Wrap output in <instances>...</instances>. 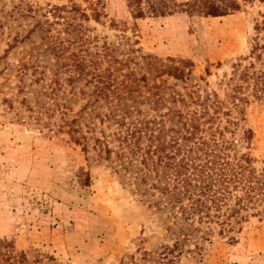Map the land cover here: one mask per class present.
<instances>
[{
    "label": "rangeland",
    "instance_id": "374dc122",
    "mask_svg": "<svg viewBox=\"0 0 264 264\" xmlns=\"http://www.w3.org/2000/svg\"><path fill=\"white\" fill-rule=\"evenodd\" d=\"M61 6L68 9L59 15ZM261 13L263 0L225 16L143 18L134 16L128 0H0V239L25 253L21 264H149L141 259L145 252L158 261L164 246L180 239L178 227L169 228L174 219L168 210L98 156L92 139L88 152L87 141L75 142L91 136L87 120L80 118L74 126L81 132L74 135L71 121L94 101L97 83L95 77L92 84L86 78L71 82L79 60L91 64L88 79L104 73L121 81L131 72L150 114L156 112L154 93L167 99L171 92L182 94L187 104L178 102V108L184 112L203 108L197 97L216 93L221 109L212 128L219 125L238 154L248 152L264 177V99L254 98L246 82L231 80L233 64L251 52ZM184 60L193 62L185 80L155 77L156 68ZM255 69L264 65L257 62ZM143 74L147 80L139 79ZM237 85L249 96L241 113L232 101ZM242 213L247 217L232 218L230 232L193 237L169 257L174 264H264V200Z\"/></svg>",
    "mask_w": 264,
    "mask_h": 264
},
{
    "label": "trees",
    "instance_id": "16d2710c",
    "mask_svg": "<svg viewBox=\"0 0 264 264\" xmlns=\"http://www.w3.org/2000/svg\"><path fill=\"white\" fill-rule=\"evenodd\" d=\"M128 1L136 18L148 15L167 16L176 12H186L191 16H225L241 11L247 4L255 2ZM143 2L146 4L143 5ZM56 9L60 15L68 7L61 6ZM70 9L78 10L76 5L70 6ZM81 15L88 17L83 12ZM261 17L254 25L256 36L251 52L233 64L231 77V80L239 79L251 86L250 93L257 99H264V70L255 69L257 62L264 65V13H261ZM246 60H249V64L243 63ZM145 61L149 68L154 64L150 55L145 56ZM192 65V61L184 60L181 65L156 68L155 77L159 79L168 75L177 80H185V70H190ZM74 72L71 82L86 78V83L92 84L94 77L97 80L91 91V95L96 98L94 101L88 100L81 108L82 114L79 118L71 121L74 128L70 133L74 135V132H81L79 125L74 126L80 122V118L87 120L91 136L82 134L75 138V142L82 144V140L87 141L83 150L88 152V143L92 139V148L98 156L113 164L115 171L125 176L131 185H135L137 192L150 198L156 207L168 210L174 219L173 226L169 228L178 227L180 239H176L172 247L164 246L158 254V261L151 252H145L141 258L145 262L174 264L175 257L170 258L169 254L173 255L177 249L181 250L185 242L193 237L209 240L216 230L221 235L230 232L234 228L230 226L232 218H236L237 222L245 219L247 214L242 212L255 206L258 200H264V177L257 174L252 167L251 155L248 152L238 154L234 151L233 140L224 136L219 125L215 130L212 128L216 120L215 113L221 109L216 93L213 94L214 100L210 94L204 99L197 97L199 106L203 108H195L191 112L178 108V102L187 104L182 94L171 92L167 99L163 93H154L157 97L154 96L152 109L156 112L150 114L141 107L144 100H140V94L136 93L138 90L134 86L137 83L131 72L125 74L121 81L104 73L93 74L88 79L87 75L94 71L91 64L85 65L84 60L75 63ZM139 79L147 80V76L143 74ZM241 90V85H237L232 94V101L239 113L243 112L242 108L249 100V96L243 95ZM193 99L194 97L191 98ZM213 105L212 114L209 107ZM164 107L167 110L162 112ZM96 119L100 121L99 130ZM206 123H210L208 128H205ZM252 137L251 131L245 134L248 142ZM90 183L91 178L87 175L85 184ZM172 232L177 233L173 230ZM196 247L201 249L198 244ZM25 256L23 252H15L12 242L0 239V264H21ZM131 264L138 262L132 260Z\"/></svg>",
    "mask_w": 264,
    "mask_h": 264
}]
</instances>
